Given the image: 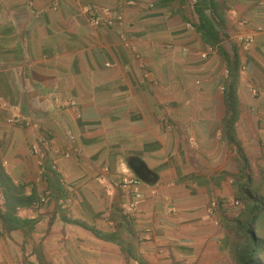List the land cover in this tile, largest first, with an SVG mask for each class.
Returning a JSON list of instances; mask_svg holds the SVG:
<instances>
[{"label":"crops","instance_id":"0c3cea01","mask_svg":"<svg viewBox=\"0 0 264 264\" xmlns=\"http://www.w3.org/2000/svg\"><path fill=\"white\" fill-rule=\"evenodd\" d=\"M194 1L0 0V264H223L226 202L264 203V0Z\"/></svg>","mask_w":264,"mask_h":264},{"label":"rangeland","instance_id":"374dc122","mask_svg":"<svg viewBox=\"0 0 264 264\" xmlns=\"http://www.w3.org/2000/svg\"><path fill=\"white\" fill-rule=\"evenodd\" d=\"M233 200H239L241 205L234 207L232 200L226 202L229 219H223L219 226L221 246L227 249L223 264H246L253 247L254 264H264V203Z\"/></svg>","mask_w":264,"mask_h":264},{"label":"built area","instance_id":"2783aa9c","mask_svg":"<svg viewBox=\"0 0 264 264\" xmlns=\"http://www.w3.org/2000/svg\"><path fill=\"white\" fill-rule=\"evenodd\" d=\"M194 0H192V5H194ZM104 13L111 15L110 9H105ZM117 19H120L118 17ZM94 25H98L99 21L97 19L93 20ZM245 48H250L253 43V38H247L241 40ZM254 95L258 97L259 99H264V89L260 90V88L254 89ZM48 141L45 139L41 140V146H47ZM34 154L37 155L41 160H44L45 156L44 154L39 150H34ZM53 170L58 169V166L56 163L52 164ZM96 180L100 182L103 185H106L107 183L113 184L117 188L121 189L124 192H128L133 197V200L131 201L129 208L131 211H134L136 209V206L138 204L139 199L141 198V192L139 190L140 181L137 180L134 177H121L117 178L115 177L108 167H104L102 169V173L98 174L96 176ZM49 196V192L45 191L37 200V202L34 204L35 209H40L44 203L46 202V199ZM232 206L239 207L241 205L239 200H232L231 201ZM220 207V202H215L211 205L209 209V214H212L215 210H217Z\"/></svg>","mask_w":264,"mask_h":264},{"label":"trees","instance_id":"16d2710c","mask_svg":"<svg viewBox=\"0 0 264 264\" xmlns=\"http://www.w3.org/2000/svg\"><path fill=\"white\" fill-rule=\"evenodd\" d=\"M253 249H255V250L252 252V254L250 253L252 256L249 258L250 260L248 259V260L246 261V264H254V256H253V254L255 253L256 248L253 247L252 250H253Z\"/></svg>","mask_w":264,"mask_h":264}]
</instances>
